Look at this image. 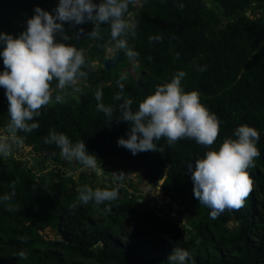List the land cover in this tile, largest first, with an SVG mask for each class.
Segmentation results:
<instances>
[{
	"label": "trees",
	"instance_id": "obj_1",
	"mask_svg": "<svg viewBox=\"0 0 264 264\" xmlns=\"http://www.w3.org/2000/svg\"><path fill=\"white\" fill-rule=\"evenodd\" d=\"M58 5L59 0H0V33L18 37L27 30V21L37 7L55 15ZM126 19L135 26V36H127V45L138 54L134 58V66L140 70L138 79L129 70L95 69L97 56L105 59L108 48L115 47L107 24L101 25L99 39L88 36L94 28L90 22L65 23L69 40L56 34L57 42L84 50L86 66L82 70L87 77L82 80L89 85L75 100L56 103L53 98L29 122L38 123V129L18 133L23 144L31 147L30 160L0 157V197L12 192L13 182L16 193L10 201L14 211L7 210V202H0V264H169L174 246L190 253L187 264L193 260L195 264H264V0H134ZM154 37L161 39L150 42ZM125 51L120 49V65L129 59ZM4 70L0 56V72ZM178 71L186 73L184 91H197L201 102L221 122L214 144L205 147L181 139L169 145L161 138L155 141L158 151L136 155L118 146L121 137L129 138L131 127L120 117L124 99H131V109L137 111L158 85L170 82ZM57 83L52 82L53 89ZM98 89L103 93L100 102L113 109L111 121L97 109ZM118 93L121 100L114 98ZM8 106L6 90L0 87V126L9 122ZM243 124L260 133V156L248 170L252 191L242 208L226 210L212 219L211 209L194 197L187 168L189 164L194 167L195 160L207 151H218L226 138H235V130ZM53 129L73 143L84 141L105 174L118 171L124 177L142 171L153 186L162 182L170 199L180 200L188 210L183 211L187 221H181V213L173 216L124 188L123 177L117 184L100 187L83 177L85 185L94 190L118 188L110 213H104L106 205L95 206L94 202L73 208L80 189L72 174L63 169L61 149L45 143ZM129 226L134 227L133 233ZM46 229L53 231V237ZM19 237L28 239L22 244ZM21 249L27 253L26 260L17 257Z\"/></svg>",
	"mask_w": 264,
	"mask_h": 264
},
{
	"label": "clouds",
	"instance_id": "obj_2",
	"mask_svg": "<svg viewBox=\"0 0 264 264\" xmlns=\"http://www.w3.org/2000/svg\"><path fill=\"white\" fill-rule=\"evenodd\" d=\"M134 0H59L55 15L37 7L35 15L27 21V30L18 37L0 33V46L3 47L0 56L3 57L4 71L0 72V87L6 90L8 100L9 122L4 130H0V157L8 158L14 147L23 146L24 139L19 132L31 133L38 129L34 121L41 115L40 110L53 102L52 82L57 81V88L63 90L72 88L79 92L78 82L87 77L82 68L86 66L83 49H77L71 44L57 42L56 34L61 33V39L70 37L64 33V24H94L88 34L91 38H102L101 25L110 27L111 40L115 47L124 49L129 59L138 54L128 49L127 36H135V26L126 19L129 5ZM179 7L182 9L183 4ZM59 21V22H58ZM83 32V29L80 30ZM161 39L160 37L150 38ZM178 55V54H177ZM198 71L205 68L197 67ZM184 71L175 73L170 82L158 85L153 94L148 95L137 111H132L131 99H124L120 105L121 118L131 127L129 138L121 137L118 146L124 147L136 155L139 152L158 151L155 141L166 138L169 145L181 139H192L197 144L210 147L217 140L220 132V120L217 115L206 107L200 94L193 90L184 91L182 80ZM125 76H121V80ZM123 90V83L119 84ZM101 90L95 92L98 101L97 109L103 112L109 121L113 109L102 102ZM116 100H121L118 93ZM56 103H64V97L56 95ZM235 138H226L218 151L209 150L203 158L188 165L193 181L194 197L201 205L211 209L210 217L216 219L226 210H239L245 204L252 191L253 181L249 169L255 166V160L260 156L258 141L260 133L247 124L239 126L234 132ZM46 144H55L61 149V155L69 162L75 160L85 168L92 169L98 175L103 174V167L98 164L97 157L89 154L84 141L73 143L64 133L50 130L45 139ZM113 173V179L119 180L123 173ZM12 192L0 197V202H7L8 211H14L10 201L15 196V184ZM118 188H96L87 185L79 190L77 203L87 205L94 202L95 206L106 205L104 213L111 212V202L118 198ZM21 243L27 237H19ZM21 260L28 258L21 249L17 253ZM190 253L174 246L167 260L169 264H187ZM195 264V261H192Z\"/></svg>",
	"mask_w": 264,
	"mask_h": 264
},
{
	"label": "rangeland",
	"instance_id": "obj_3",
	"mask_svg": "<svg viewBox=\"0 0 264 264\" xmlns=\"http://www.w3.org/2000/svg\"><path fill=\"white\" fill-rule=\"evenodd\" d=\"M137 4H139L137 2ZM250 13V12H249ZM255 17V16H253ZM116 52H120V49L116 48V47H109L105 56H111L113 54H115ZM125 65H120L118 64L117 66H115L113 69H111L110 71L107 72H116V71H122L124 72L125 70H129L131 72L132 77H134L135 79H138L139 75H140V70L134 66L136 65L137 62L134 61V59H128L127 62H125ZM123 64V63H121ZM93 65L95 66V69L98 71H103L104 67L102 62L100 61H94ZM98 73V76L99 77ZM89 85L88 82L83 81L82 79L78 82L77 87L80 88L79 92H75L73 91L72 88H65L63 90H60L57 88V85L54 87L53 89V98L56 95H61L64 97L65 101H69V100H75L77 99V97L80 95V93L83 91V89ZM2 128H5V126H0V130ZM14 152L18 151L19 153V158H23L24 160H30L31 155H30V150L31 147L26 146L23 144V146L16 148L14 147ZM44 156H46L44 154ZM15 157V156H14ZM77 161L73 160L71 162H69L68 160L65 159V165H64V171L68 172L69 174H72L73 179L75 180L76 186L78 189H81L83 186H85V182L83 181V177H89V175L91 173H93L94 175H96V172L93 171L92 169L89 168H85L84 166L81 167L79 165H77L76 163ZM46 165L50 164V160H47L45 162ZM31 166L33 165L32 161H31ZM75 166V167H74ZM123 181L121 182L122 186L124 188H127L128 190L132 191H136L138 192V194H141L143 196L146 197V199L151 203V205H157L158 207H164V211L165 212H174L176 214H180L181 213V221L182 222H186V216L184 215L183 211L188 212V210L186 209V207L184 205L181 204V201H172L170 199V197L166 194V192L161 188V183L158 186H153L151 183H149V181L142 175V171H133L130 172L128 175H125L122 179ZM113 179V174H101L100 176H95L94 178H91V182H93L92 184L95 187H100L103 186L105 184H109V183H115L117 184L118 182ZM177 216V215H176ZM133 226H129V233H133ZM45 233L50 236L53 237L54 233L53 231H51V229H46Z\"/></svg>",
	"mask_w": 264,
	"mask_h": 264
},
{
	"label": "water",
	"instance_id": "obj_4",
	"mask_svg": "<svg viewBox=\"0 0 264 264\" xmlns=\"http://www.w3.org/2000/svg\"><path fill=\"white\" fill-rule=\"evenodd\" d=\"M102 55L99 54L97 56V59L99 61L102 60ZM123 61V54L121 52H116L115 54L109 56V57H106L104 60H103V65L105 67V69L107 71H110L111 69H113L118 63H121ZM98 76V74H96V77ZM138 85L140 86H143V84L138 81L137 82ZM162 184V183H161ZM120 197L121 198H124V195L123 194H120ZM173 216H176V213H172ZM186 227L188 228H191V226L189 224L186 225Z\"/></svg>",
	"mask_w": 264,
	"mask_h": 264
},
{
	"label": "flooded vegetation",
	"instance_id": "obj_5",
	"mask_svg": "<svg viewBox=\"0 0 264 264\" xmlns=\"http://www.w3.org/2000/svg\"><path fill=\"white\" fill-rule=\"evenodd\" d=\"M6 128V127H5ZM5 128H2L1 130H4ZM30 152H31V150H30ZM11 156H15V158L18 160V161H24V159L23 158H19V153H18V151H15L14 152V150H13V153H12V155ZM8 158H10V156L8 157ZM47 158V157H46ZM65 159V158H64ZM3 160H7V158H3ZM65 165V164H64ZM63 169H64V167H63ZM117 173H118V171H117ZM105 174V173H104ZM106 174H108V173H106ZM106 174H105V176H106ZM95 176H100V175H94L93 173H91L90 175H89V178L91 179V178H94ZM91 183H93V182H91Z\"/></svg>",
	"mask_w": 264,
	"mask_h": 264
},
{
	"label": "bare ground",
	"instance_id": "obj_6",
	"mask_svg": "<svg viewBox=\"0 0 264 264\" xmlns=\"http://www.w3.org/2000/svg\"><path fill=\"white\" fill-rule=\"evenodd\" d=\"M107 57H109V56H107ZM103 60H104V59L102 58V60H101L102 64H103ZM98 61H99V60H98ZM99 62H100V61H99ZM103 66H104V65H103ZM104 68H105V67H104ZM173 213H174V212H173ZM176 215H177V214H176Z\"/></svg>",
	"mask_w": 264,
	"mask_h": 264
}]
</instances>
